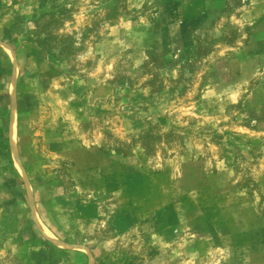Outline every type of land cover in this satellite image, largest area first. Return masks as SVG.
<instances>
[{"label":"rangeland","instance_id":"rangeland-1","mask_svg":"<svg viewBox=\"0 0 264 264\" xmlns=\"http://www.w3.org/2000/svg\"><path fill=\"white\" fill-rule=\"evenodd\" d=\"M0 264H264V0H0Z\"/></svg>","mask_w":264,"mask_h":264},{"label":"bare ground","instance_id":"bare-ground-1","mask_svg":"<svg viewBox=\"0 0 264 264\" xmlns=\"http://www.w3.org/2000/svg\"><path fill=\"white\" fill-rule=\"evenodd\" d=\"M44 228V232L46 233V235L50 238H54L53 235L49 232V230L46 229V227H43Z\"/></svg>","mask_w":264,"mask_h":264},{"label":"crops","instance_id":"crops-1","mask_svg":"<svg viewBox=\"0 0 264 264\" xmlns=\"http://www.w3.org/2000/svg\"><path fill=\"white\" fill-rule=\"evenodd\" d=\"M45 227H46V226H45ZM46 229L49 230L48 227H46ZM49 232L53 235V233H52L50 230H49ZM53 237H56V236L53 235Z\"/></svg>","mask_w":264,"mask_h":264}]
</instances>
